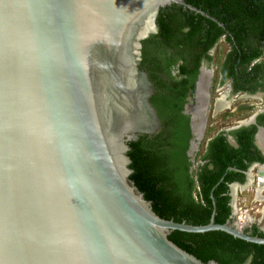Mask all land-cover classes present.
<instances>
[{"label":"water","instance_id":"95a60500","mask_svg":"<svg viewBox=\"0 0 264 264\" xmlns=\"http://www.w3.org/2000/svg\"><path fill=\"white\" fill-rule=\"evenodd\" d=\"M172 5L211 18L185 0H0V264H219L174 231L264 246L216 224L213 195L208 225L177 223L130 178V143L160 124L142 42Z\"/></svg>","mask_w":264,"mask_h":264},{"label":"trees","instance_id":"16d2710c","mask_svg":"<svg viewBox=\"0 0 264 264\" xmlns=\"http://www.w3.org/2000/svg\"><path fill=\"white\" fill-rule=\"evenodd\" d=\"M185 1L218 23L178 5L160 10L158 33L142 42L140 65L153 84L150 103L158 114L160 129L130 143L128 156L133 170L130 178L152 203L154 212L165 220L208 225L214 209L213 195L216 224L225 225L232 216L229 184L244 182L242 174L228 169L246 170L242 156L249 158V162L256 159L250 158L251 139L244 133L239 134L240 150L231 148L223 136L214 139L203 158L209 163L198 169L196 180L190 172L192 164L187 155L192 137L190 119L182 112L202 62H212L209 52L225 35L233 51L222 66L224 82L235 78L236 89L257 84L264 65L257 64L251 70L250 65L264 52L260 47L264 42V0ZM250 231L252 236L264 238L256 227L246 232ZM169 238L205 263L264 264L263 245L248 243L224 232L174 231Z\"/></svg>","mask_w":264,"mask_h":264},{"label":"flooded vegetation","instance_id":"af4514ba","mask_svg":"<svg viewBox=\"0 0 264 264\" xmlns=\"http://www.w3.org/2000/svg\"><path fill=\"white\" fill-rule=\"evenodd\" d=\"M221 41H223L225 45H227L228 50L225 55V58L223 59L222 62H220L219 65V78H218L219 85L217 88L218 91L217 93H219L218 96L214 100L213 98L211 99L210 96L212 82L215 79L214 70H213L214 67L213 60L212 62H208L204 60L199 69V74L196 83L194 85V89L189 93V96L186 100V104L184 106V110L182 113L183 115L187 116L190 119V130L192 137L190 140L189 150L187 155L192 164L190 172L192 174H195L196 180H197V173L199 171L198 169L201 166L205 165L206 163H209L208 161H204L203 158L208 154L209 144L214 139L223 136L226 139L228 145L236 150H240L241 148L239 134L244 133L246 137H249L251 139L252 154L250 158H256V159L253 160L252 162H249L250 161L249 158H245L241 154L237 155V157L242 156V158H244V164L247 165V169L244 171L233 167L232 168L230 167L228 169V172L231 170L237 171L244 176L243 183L234 182L229 184L230 197L232 199L231 220L233 219L235 221H239L240 218L243 217L242 216L238 217V213H237V197H238V192L236 191L237 188L245 190L251 187L250 185H257L258 192L256 191L257 194L255 196V200H258L257 202L259 201L264 202V200L261 199L263 196L264 189L262 188V191L259 192L260 189L259 186L264 184L259 182L260 173L263 174L262 177H264V72L263 73L261 72V74L258 75L257 84L253 85L257 87L252 86L250 88V86L248 85L246 89H242V88L236 89L235 78H231L224 82L222 75V66L224 63H226L229 54L232 53L233 45L227 40L226 35L220 40V42ZM218 44L216 45V47L218 46ZM260 47L264 51V42L260 44ZM215 48L209 52V56L212 57V59H213L212 53L215 50ZM257 64L258 66L264 65V52L260 57H258V59L252 62V64L250 65V70ZM175 74H178V72H175ZM204 80L207 82V87L204 93L200 96L198 95V93L203 85ZM221 91H224V93H221ZM212 101H213V106L210 107ZM244 101H247V103L246 102L241 103ZM237 102H240L238 110L240 112H247V113L250 112V115L248 117H245L244 119L238 121L236 120L235 122L231 123L229 127L221 129L217 133H215L212 137L208 139L201 152L200 147L202 145L203 140L206 137L208 127L210 131H212V128L214 127V125H212L209 122L211 121L218 122V119L215 117L218 113H221L222 111H225L226 114H228L229 116L236 115L230 103H237ZM159 129H160V124H159ZM198 132L201 133L200 136H198L200 134ZM194 145L196 147L193 149ZM197 158H199V161H197ZM196 185H198V182ZM234 185H237V188L236 187L234 188L233 187ZM235 192H236L235 216L233 217V212H234L233 202L235 198L234 197ZM257 215L260 216L262 220H264V209L258 210ZM246 216L249 217L246 223L251 222L252 224L251 227H247L246 231L252 230L253 227H256L258 229V233L264 235V222H262V220L255 221L253 217H250L248 215ZM248 234L252 235V231H250ZM246 264H250V262H247Z\"/></svg>","mask_w":264,"mask_h":264},{"label":"rangeland","instance_id":"374dc122","mask_svg":"<svg viewBox=\"0 0 264 264\" xmlns=\"http://www.w3.org/2000/svg\"><path fill=\"white\" fill-rule=\"evenodd\" d=\"M227 50H228L227 45H225V43L223 41H221L212 53L213 63H214L213 70H214L215 79L212 82V88H211L210 96H211V99L213 98V100L219 94V93H217L218 92L217 88L219 85V80H218V78H219V65H220V62H222L223 59L225 58ZM221 93H224V91H221ZM245 102L247 103V101H244L241 103H245ZM230 105H232V109L236 113V115L229 116L228 114H226L225 111H222L221 113H218L215 117L218 119V122H216V121L209 122L212 125H214V127L212 128V131H210L209 127H208L206 137L203 140L202 145L200 147L201 152H202L203 147L205 146L206 142L208 141V139L210 137H212L215 133H217L221 129L229 127L231 125V123L235 122L236 120L238 121V120L244 119L245 117H248L250 115V112H248V113L247 112H240L238 110L240 102L230 103ZM212 106H213V101H212V104L210 107H212ZM206 128H207V125H206ZM197 161H199V158H197ZM250 186L251 187H249L248 189H245V190L244 189L242 190V189H239L236 187L237 188L236 191L238 192V197H237L238 217L239 216L243 217L242 221L240 223L242 225H246L247 227H251L252 224H251V222L246 223L245 216L248 215L250 217H253V219H255V221H261L262 218H260V216L257 215V211L264 209V202H261V201L257 202L258 200H255V196L257 194L256 193L257 185H250ZM196 196L197 195L195 193V197ZM263 196H264V191H263ZM248 218L249 217H247V219ZM262 222H264V220H262Z\"/></svg>","mask_w":264,"mask_h":264},{"label":"bare ground","instance_id":"6f19581e","mask_svg":"<svg viewBox=\"0 0 264 264\" xmlns=\"http://www.w3.org/2000/svg\"><path fill=\"white\" fill-rule=\"evenodd\" d=\"M206 87H207V82L204 80V82H203V85H202V87L200 88V90H199V93H198V95H202L203 93H204V91H205V89H206ZM200 110V109H199ZM196 116V115H195ZM196 119V118H195ZM203 123V122H202ZM204 124V123H203ZM195 127H196V125H195ZM202 131V130H201ZM198 133H200V132H198ZM201 135V133L198 135V136H200ZM196 146L194 145L193 146V149L195 148ZM264 177H261V179L259 180V182L260 183H264V179H263ZM260 187V189H259V192H261L262 191V188L264 189V184L263 185H260L259 186ZM258 192V191H257ZM262 200H264V197L262 196V198H261ZM246 221H247V217H246ZM241 224V223H240ZM242 225V224H241Z\"/></svg>","mask_w":264,"mask_h":264},{"label":"built area","instance_id":"2783aa9c","mask_svg":"<svg viewBox=\"0 0 264 264\" xmlns=\"http://www.w3.org/2000/svg\"><path fill=\"white\" fill-rule=\"evenodd\" d=\"M241 221H242V218H240L239 222H241Z\"/></svg>","mask_w":264,"mask_h":264}]
</instances>
